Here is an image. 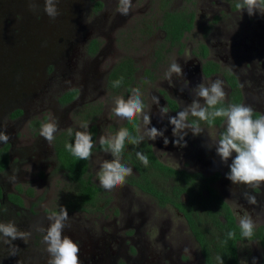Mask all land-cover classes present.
Segmentation results:
<instances>
[{"label": "flooded vegetation", "instance_id": "obj_1", "mask_svg": "<svg viewBox=\"0 0 264 264\" xmlns=\"http://www.w3.org/2000/svg\"><path fill=\"white\" fill-rule=\"evenodd\" d=\"M96 1H99L104 7L102 0H93L92 6ZM160 3L166 6L168 0H162ZM169 11L182 12L183 15L185 13L172 9ZM163 20L161 16L160 22L156 25L161 31L162 40L160 42L162 44L151 48L149 52L151 62L141 64V67L133 63L128 57H123L116 62L112 61L105 70L91 69L87 64V59L89 63L91 56L100 53L98 40L87 36L86 33L80 32L77 28L69 35L71 40L65 41L67 47L63 48L62 44L58 46L55 61H58L62 52L67 55V49H72L71 55L75 57L76 63L71 68L69 66L72 82L68 86L61 87L54 97L56 107L61 109L71 107L72 135H69L68 131L62 132L60 123H58L60 125H58V130L55 133V139L51 143L40 135V128L42 123H45V119L44 117L31 118L29 109L33 108L36 102L42 101L44 96L42 93L31 105L27 103L26 106L23 105L26 98L19 97L16 95L17 93L10 98H0V130H6V134L10 137L7 144L0 142V162L4 156L6 157L5 165L0 169V223L13 222L19 230L31 232L27 242L19 239L13 241V244L19 249L15 255H10L11 246L4 244L3 239L5 238L0 235V264H47L49 255L45 248H40L46 245L43 242L45 232L38 229H47L50 224L48 217L58 212L59 206L65 207L68 215L71 216V220L65 222L63 234L73 241H79L81 264H150L136 262V258H133L134 248L129 244H124V253H121L119 244L124 241L123 237H130L135 234L139 223L136 224L137 226L131 225L132 217L122 222L119 217L123 211L120 202L114 200L110 219L103 220L105 218L100 213L103 208L98 205L99 196L108 197L111 195L115 199L120 195L122 197L131 195L128 187L134 188L137 193L146 195L152 200V207L158 212L156 215L148 212L150 226H160L164 220L161 218L162 214L168 210L180 216L181 219H177L175 223L173 220L166 222V227H171L173 231L169 236L178 241L182 239V231L187 230L191 239L197 244L202 264H205V257L201 254L199 243L189 228L185 214L190 215L196 222V227L204 235L211 236V231L216 232L212 223L206 219L207 203L212 212L219 210L218 204L215 203L212 193L208 192L209 190L213 191L215 196L219 197L227 206L235 224L239 225V219L247 215L253 219L255 228L260 225L264 226V184L259 187L232 184L226 179V174L229 171L228 165L235 154L227 163H222L220 157L216 155L215 147L211 144V142L218 140L219 134L224 130V120L217 118L212 124L199 121L203 132L193 136L191 131H188L184 141L181 142L186 143L185 147L173 144V140L176 138L173 137L172 126L168 123L169 116H174L184 106L191 103L193 99L191 89L202 82L208 84L216 79L222 80L224 84L226 96L222 106L245 104L254 109L255 115L264 114V33L258 31L251 33L248 32L250 31L248 27H244L246 32H240V34L234 32L230 35V33L217 32L220 40L215 42H210L206 38L203 39L199 35L195 39L194 45L188 47L190 55L188 58H174L173 60L181 65L183 76L173 74L169 80L165 78V73L173 61H170L168 65L159 64L161 56L173 47L176 50L182 49L184 51L185 46L190 45V41H185L184 38L190 29L183 30L179 39L172 41V38H166L165 31L160 27ZM262 29L264 30V28ZM211 36L213 37V34ZM58 41L60 42L61 39ZM201 44L206 47L205 54H202ZM58 64L60 63H54L51 68L56 71ZM77 64H79V69H76L78 68L76 67ZM75 71L76 73H74ZM229 76L235 79L240 92L239 96L231 94ZM121 77H123L121 85L113 87V82ZM133 88H139L142 93L145 112L150 114L151 123L149 127L163 130L164 137L169 142L166 145L163 142V137L153 141L146 136L139 145H133L126 141L125 148L121 153V162L132 168L133 173L127 177L123 188L121 185L117 186L119 191L114 189L112 191L104 189V191L99 186V181L94 180L92 172L97 170V167L101 166L104 161L112 159L113 156L110 151L106 150V146L100 144V137L114 135L120 128H127L132 136L143 135L146 126L141 119L129 121L117 117L114 113L112 116L104 114L108 110L105 108L108 107V104L102 101L101 97L105 95L109 100L114 97L127 99ZM66 91H69L72 96L68 101L62 103L61 99H66V97L62 98V95ZM154 96L159 98V104L153 103L152 97ZM37 104L39 106L41 102ZM161 108L166 109L163 118H161ZM196 119L190 116L189 123ZM82 124L88 125L87 130L93 134L94 142L92 155L90 159L85 160L82 177L86 178L85 176H87V179L92 184L99 186L100 189L96 192L95 202L93 200L77 208L75 202L71 200L76 193V185L67 178L64 169L59 167L54 146L58 145L64 137L69 136L74 141V133L85 130L81 128ZM19 131L20 133L17 135ZM26 151H30L29 154L34 158L33 166L47 169L51 174L61 173L70 183L69 192L60 199L58 207H48V197H41L37 194L41 178L37 175H28L27 166H29L32 158H22L23 152ZM137 151L148 156L149 164L147 166H144L136 158L135 153ZM161 165L165 166L167 170H163ZM14 173L17 175V180L9 182V176ZM143 183H146L155 193L158 190L161 191L167 201L161 203L157 194L148 193L138 186V184ZM8 195H13V197H8ZM248 196H254L256 203H248ZM177 201L181 208L173 204ZM199 215L202 216V220L198 218ZM82 216H88L91 225H85L86 222L81 220ZM218 217L223 220L220 214ZM98 219L101 220L98 221ZM96 221L99 226L97 229L93 226ZM131 226L133 229H126ZM120 230H125L122 233L123 236L120 235ZM157 241L154 243L156 244ZM236 243L237 247L244 244L257 245L259 254L254 258L261 264L262 248L257 240L251 239ZM111 246L115 249H112ZM4 248H7L8 251L2 254L1 250ZM109 251L110 253H108ZM119 256L121 259L117 260ZM237 259L239 264V255ZM168 260L170 264L186 263L180 253L176 255L171 253Z\"/></svg>", "mask_w": 264, "mask_h": 264}, {"label": "rangeland", "instance_id": "obj_2", "mask_svg": "<svg viewBox=\"0 0 264 264\" xmlns=\"http://www.w3.org/2000/svg\"><path fill=\"white\" fill-rule=\"evenodd\" d=\"M92 1L59 0L57 4L59 15L51 19L43 10L44 0H35L36 10L30 9L29 0H0V98H10L17 93L19 97L26 98L23 103L26 106L27 103L31 105L42 93L44 95L42 101L36 102V105L33 104L35 106L29 109V116L31 118L44 117L45 122L49 118H55L61 124L62 132L72 128L70 122L72 111L71 107L66 109L56 107L54 97L61 87L70 84L66 82H72L69 70L76 63L75 57L71 55L72 49H67V55L62 52L58 61H55L56 50L60 44L63 48L67 47L65 41L71 40L69 35L76 28L98 40L100 53L91 56L89 63L87 59L90 68L97 71L107 69L112 61L116 62L123 57H128L139 67L142 66L141 64H149L151 48L162 44L160 42L162 40L161 31L156 25L160 22L164 9L192 12L193 21L191 29L184 36L185 41H190V45H186L184 51L176 50L175 47L170 48L166 54L163 53L159 64L168 65L174 58H188L190 56L188 47L194 45L199 35L203 39L215 42L219 39L217 32L230 33V35L234 32L240 34V32H246L244 27H248L250 30L248 32L251 33L253 31L264 33L262 29L264 28V15L257 13L250 17L246 11L240 12L236 7L240 0H168L166 6L160 3L162 0H132V8L126 16L118 11L119 0H102L104 7L102 5L99 8L95 4L92 6ZM209 36L211 40L208 39ZM58 39L61 41L59 42ZM57 62L61 65L58 64L55 71L51 67ZM76 67L79 69V64ZM258 95L261 96L260 93ZM115 98L109 100L105 95L101 97V100L108 104V107H105L108 110L104 114L112 116ZM40 102L38 106L37 103ZM19 133L20 131L17 135ZM26 152H23L22 158H32L27 166L28 175H37L41 178L37 194L41 197H48V207H58L60 199L69 192L70 183L61 173L51 174L47 169L33 166L34 158L29 154L30 151ZM101 166L92 172L97 182ZM121 187L123 188L124 185ZM128 189L131 195L122 197L119 193V199H113L111 195L98 197V205L103 208L100 211L105 218L103 220L111 218V209L115 200L120 202L123 209L119 215L122 222L132 217L131 225L139 223L138 226L136 225L135 234L123 237L124 241L119 244L121 253H124V244H129L134 248L133 258H136V262L170 264L168 256L171 253L173 255L180 253L185 264H202L197 244L191 239L187 230L182 231V239L178 241L169 236L173 231L171 227H166V222L173 220L175 223L177 219H181L180 216L168 210L162 214L161 218L164 220L160 226H150L148 212L153 215L158 212L152 207V200L146 195H140L134 188L128 187ZM114 190L119 191V187ZM115 213L118 214V212ZM93 217L95 218V215ZM198 218L202 220L201 215ZM68 220H71V216ZM81 220L86 222L85 225H91L88 216H82ZM93 226L97 229L98 222H94ZM126 229L133 228L131 226ZM123 231H119L121 236H123ZM154 240H158L156 244ZM74 242H77L80 247L79 241ZM40 248L46 249V245ZM111 248L115 249L113 246ZM185 249H188V252H185ZM5 251L8 249L4 248L1 253ZM258 254L257 245L239 246V264H252L254 256ZM120 259L121 256L117 258V260ZM256 264L259 262L256 261Z\"/></svg>", "mask_w": 264, "mask_h": 264}, {"label": "clouds", "instance_id": "obj_3", "mask_svg": "<svg viewBox=\"0 0 264 264\" xmlns=\"http://www.w3.org/2000/svg\"><path fill=\"white\" fill-rule=\"evenodd\" d=\"M59 0H44V12L55 19L59 15L57 7ZM31 10H36L35 0H29ZM240 12L246 11L251 17L257 13L264 15V0H240L236 5ZM132 8V0H119L118 11L121 15H128ZM183 76V70L180 64L173 61L165 73L166 79H171L172 75ZM123 82V77L113 82V87H119ZM70 83V82H66ZM192 101L184 106L174 116L168 117V123L172 126V135L174 145L185 147L184 137L191 131L193 136L203 132L199 121L212 124L217 118L224 120V130L219 134L218 140L211 142L215 147L216 155L220 157L222 163L228 165L226 179L232 184H243L259 187L264 184V114L255 115L254 109L245 104H228L222 106L226 93L224 91L223 81L216 79L208 84L200 83L191 89ZM153 103L159 104L158 97H152ZM203 101V103H201ZM219 105V106H218ZM113 112L117 117L126 120L141 119L146 126L143 135L132 136L127 128H120L114 135L101 136L100 144L106 146L113 158L103 162L98 173L99 186L105 190H112L117 186L123 185L128 176L132 175V168L121 162V153L125 148V142L133 145H139L145 136L149 140L155 141L163 137L164 144H168V139L164 137V131L156 127H149L151 120L150 114L145 112V104L142 99V93L139 88L131 89V95L127 99L116 97L114 99ZM166 109L161 108V118L164 117ZM255 115V118H254ZM197 118L189 123V117ZM83 131L74 133V142L65 145V148L79 160H88L92 155L94 147L93 134L87 130L88 125L82 124ZM58 130V121L55 118H49L42 123L40 135L49 143L55 139V133ZM69 135H72V129H68ZM9 135L6 130H0V142L7 144ZM136 158L144 165L149 164L148 156L140 151L135 153ZM17 175L14 173L9 176V182H15ZM248 203L255 204L254 196L247 197ZM69 219L67 209L59 206V211L48 217L50 221L47 229L40 228L39 231L45 232L43 242L46 244V252L49 255L47 264H81L79 253L80 248L77 242L64 235L65 222ZM239 228L241 236L251 238L253 236L255 223L250 216H242L239 219ZM0 235L3 243L10 245L12 251L10 255H15L19 249L13 244V241L19 239L27 242L31 232H25L18 229L13 222L0 223ZM234 232H228L227 237H234ZM188 252V249L184 250ZM217 264H224L222 257H216ZM252 264H256L255 258Z\"/></svg>", "mask_w": 264, "mask_h": 264}, {"label": "trees", "instance_id": "obj_4", "mask_svg": "<svg viewBox=\"0 0 264 264\" xmlns=\"http://www.w3.org/2000/svg\"><path fill=\"white\" fill-rule=\"evenodd\" d=\"M95 6L99 8L101 3L99 1L95 2ZM163 24L161 29L166 33V38H172V41H177L183 30H189L192 27L193 13H176L169 10H164L162 13ZM202 54H205L206 47L201 44ZM210 64V62H207ZM209 72V70H208ZM230 78V79H229ZM229 85L231 88V94L239 96V89L236 84L235 79L232 76L228 77ZM69 91L63 93L61 102L64 103L70 99ZM74 141L70 137H64L58 145L54 146L56 158L59 161V167L64 169V173L67 178L73 181L76 185V193L74 198H71L75 202L76 207L79 208L85 203L96 201L95 196L96 192L100 189L99 186L92 184L88 179L82 177V171L85 168V160H79L77 157L73 156L66 148L65 145L68 143H73ZM6 162V157L0 162V169L4 167ZM162 166V165H161ZM163 170H167L165 166L161 167ZM139 187H142L143 190H146L148 193L157 194L161 203L167 201V198L162 195L161 191L156 193L150 189L146 183L138 184ZM30 191V190H28ZM209 193H212L215 203L218 204V211L212 212V209L208 208V203L206 204V219L215 227L216 232L211 231V236L204 235L195 225V221L190 217L189 214H185L189 228L194 235L195 239L198 241L200 246L201 254L205 257V264H217L216 257H222L224 264H238V248L237 241L243 242L246 240L255 239L260 244L262 248V260L261 264H264V226L260 225L257 228H254L253 236L251 238H244L241 236V230L239 225L234 223V219L230 214L227 206L215 196L214 192L209 190ZM13 197V195H8V197ZM15 197V196H14ZM175 206L180 207V203L173 202ZM181 208V207H180ZM220 214L223 220H220L218 217ZM209 223V224H210ZM234 232L235 235L231 239L227 237L228 232Z\"/></svg>", "mask_w": 264, "mask_h": 264}]
</instances>
